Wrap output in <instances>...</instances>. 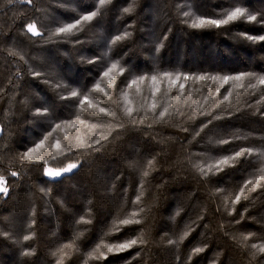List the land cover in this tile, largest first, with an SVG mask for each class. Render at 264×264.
<instances>
[{
    "label": "trees",
    "instance_id": "1",
    "mask_svg": "<svg viewBox=\"0 0 264 264\" xmlns=\"http://www.w3.org/2000/svg\"><path fill=\"white\" fill-rule=\"evenodd\" d=\"M98 7L0 0V176L8 189L0 192V264H264L252 247L264 245V85L256 79L264 41L245 38L264 36V0H110L72 34L57 33ZM235 7L257 21L190 26ZM33 23L39 35L27 31ZM240 73L254 75L195 79ZM140 76L147 79L129 87ZM84 96L93 107H81ZM49 133L39 159L24 160ZM242 148L253 151L201 174ZM68 164L81 166L56 181L44 177L46 167ZM124 219L140 223L114 226ZM132 239L142 242L104 247Z\"/></svg>",
    "mask_w": 264,
    "mask_h": 264
},
{
    "label": "snow or ice",
    "instance_id": "2",
    "mask_svg": "<svg viewBox=\"0 0 264 264\" xmlns=\"http://www.w3.org/2000/svg\"><path fill=\"white\" fill-rule=\"evenodd\" d=\"M109 2H110V0H99V7L97 8L96 11L91 12V14H89V15L83 16L81 18V20H77L75 23H70V24H67L64 27L58 28L57 29V33L72 34L74 29H78V25H80L82 21H90V20H92L93 17H95L98 14V12L100 11V8L105 6ZM131 10H132L131 7H128V8L124 9L125 12H130ZM183 15L185 17H193L194 14L191 13V12H184ZM223 17L224 18H221V19H204V18H201V17H194L192 19V21H191L190 26L193 27V28H201V27H205V26H216V27H219L221 25L228 24L229 22H232V21H235V20H238V19H241V18H244L245 20H247L249 22L257 21V16L256 15L250 14L246 8H242V7H235L233 10H229L228 12L223 14ZM185 23H188V21L186 20ZM27 31L31 32L34 35H39V33L37 31V28H36V25L34 23L27 25ZM128 35H130V33H128V32H125L122 35H117L112 40V43L115 44L117 41L125 39ZM245 38L249 39V40H253V41H256V40L264 41V36L254 37V36H247L246 35ZM12 54L15 55L16 53H12ZM92 62L93 61H89V63H92ZM118 67H119V61L113 63L111 65V67H109L103 73L101 79L103 80L104 77H110V74L113 73ZM123 71H124V69L120 68V73H123ZM35 75H39V73H35ZM160 75L163 78H171L173 74L172 73H162ZM175 75H176V80H179L181 74H175ZM253 75L254 74H252V73H240V74L235 75V76H224L222 78L219 77V76H212V77L197 76V77H195V79H197V80L211 79L213 81L222 80L224 83H227L230 80H232V81H242L245 78L252 77ZM157 78L158 77L156 75H153L151 77V80L153 82H155L157 80ZM189 78H190L189 76L184 75V79L185 80H188ZM111 79L114 81V77H112ZM145 79H147V77H145V76L137 77V78H135V79H133L131 81V84L129 85V87H131L132 85H136L138 81L140 83H143V81ZM256 79L258 81V84L264 85V76L257 77ZM253 87H255V86H253ZM181 88H183V85H181ZM94 90L103 91V89L100 88V82L96 83ZM71 96L72 97H78V96H80V93H78L77 91L74 90V91L71 92ZM124 99L125 100L127 99V93H124ZM85 102H89L88 96H84L83 99L80 101L81 107L83 106V104ZM89 107H93V105L90 102H89ZM46 111H47V109L44 110V112H46ZM99 111L101 113L107 114L106 113V109H104V108H100ZM165 111H167V110H165ZM132 112H133V109L131 107H128L125 110V114L129 115V116L132 114ZM38 113L39 114H44V113H40L39 110H38ZM163 115H164V113H161V116H163ZM64 123L68 124L69 126H75L73 122H64ZM82 123H83V121H82ZM60 128H61V124H57L56 125V129H60ZM53 131H55V129ZM51 135H52V133H49L48 136H45L44 140H42L40 142V144H37L35 148L29 149L27 152H25L23 154L22 158L24 160H36V159H39V157L36 156L35 153H37V151L41 147H43L44 142L47 141L48 137L51 136ZM97 142H99V141H97ZM219 143H228V141L222 140V141H219ZM56 147L57 148L60 147L59 143H57ZM252 151H253L252 149H243L242 148L240 151L236 152L233 156H226V157L216 161L215 164H209L207 166L206 170H205L204 167H200V172H201L202 175L207 176L209 172H213L214 170L215 171H221L222 170V168H221L222 165H228L231 161H234L237 158H239L241 156H244L246 154L250 155L252 153ZM261 155H264V153H262ZM44 163L46 164L47 161H45ZM151 163L152 162L149 161V165H151ZM76 167H77L76 164H68L66 167L61 168V169H55L54 170L52 168H45V174L47 176H49V177H57V176H60L62 173L69 172L73 168H76ZM261 172H264V169H261ZM144 174L147 175V172H145ZM11 175L15 176L16 173L12 172ZM260 178L264 179V175H262ZM251 183H252L251 180L246 182L244 187H242L240 189L239 195H237L235 197V200L232 201L233 204L239 202V200L241 199V196L244 195V188H246L247 185L251 184ZM5 184H6V181L4 180V178L2 176H0V192H2L4 194H7L8 189L5 186ZM139 199H140V197L138 196L137 197V201ZM135 215L136 214L133 213V216H135ZM80 222L88 223L89 221H85L83 219V217H82ZM117 223L120 224V225H127V224H130V223H140V221L139 220H133V219H124V220H119V221L114 222V226ZM184 235L187 236L188 233L186 232ZM30 238H31L30 236H25L24 237L25 240H28ZM181 239H183V237H181ZM244 239L247 240L248 237L246 236V237H244ZM138 242H142V241H139V239H132V240H129V241H126V242H123V243L104 245V247H107V251L109 253L121 252V251H124V250L132 247L133 245H136ZM169 243H174V241H169ZM71 246H72L71 244H68V245H64L63 247L67 248V247H71ZM252 247L258 249V251H260V252H264V245L253 244ZM99 249H100V245H97V248L95 249V251L99 252ZM203 250L204 249H202V248H195L193 250V254L200 253ZM61 251H62V249H61ZM31 254H32L31 252H25L24 253V255H31ZM53 255H55V253H53ZM91 255L92 254H90V256ZM101 257H103V253H101ZM97 258H100V257H97ZM58 264H62V261L58 262Z\"/></svg>",
    "mask_w": 264,
    "mask_h": 264
},
{
    "label": "water",
    "instance_id": "3",
    "mask_svg": "<svg viewBox=\"0 0 264 264\" xmlns=\"http://www.w3.org/2000/svg\"><path fill=\"white\" fill-rule=\"evenodd\" d=\"M81 165L77 166L76 168H73L71 171L69 172H64L62 173L60 176H57V177H49L45 174V171H44V177L49 180V181H56V180H59L61 179L63 176L65 175H69V174H72L74 171H77L79 168H80ZM46 168H50V167H46ZM53 169V168H52ZM55 170V169H54Z\"/></svg>",
    "mask_w": 264,
    "mask_h": 264
},
{
    "label": "rangeland",
    "instance_id": "4",
    "mask_svg": "<svg viewBox=\"0 0 264 264\" xmlns=\"http://www.w3.org/2000/svg\"><path fill=\"white\" fill-rule=\"evenodd\" d=\"M45 145H46V144H45ZM45 145L43 144V147H41L40 149H46V146H45ZM40 149H39V150H40ZM39 150H38V151H39ZM38 151H37V153H35V155H38V154H39Z\"/></svg>",
    "mask_w": 264,
    "mask_h": 264
}]
</instances>
